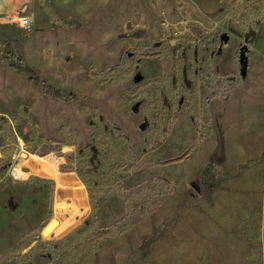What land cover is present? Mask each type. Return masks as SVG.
Listing matches in <instances>:
<instances>
[{
  "label": "rangeland",
  "instance_id": "obj_1",
  "mask_svg": "<svg viewBox=\"0 0 264 264\" xmlns=\"http://www.w3.org/2000/svg\"><path fill=\"white\" fill-rule=\"evenodd\" d=\"M0 264H264V0H0Z\"/></svg>",
  "mask_w": 264,
  "mask_h": 264
},
{
  "label": "bare ground",
  "instance_id": "obj_2",
  "mask_svg": "<svg viewBox=\"0 0 264 264\" xmlns=\"http://www.w3.org/2000/svg\"><path fill=\"white\" fill-rule=\"evenodd\" d=\"M44 162L50 163L51 165H53V167H57L54 158L50 155L42 157L39 161L36 160V163H44ZM55 178L57 181L58 188H62L63 186H65L67 184H75L76 183V181H75V179H73V177H67V176H58L57 177L55 175ZM53 223H54V221L47 226V230L45 232H48L54 226Z\"/></svg>",
  "mask_w": 264,
  "mask_h": 264
},
{
  "label": "built area",
  "instance_id": "obj_3",
  "mask_svg": "<svg viewBox=\"0 0 264 264\" xmlns=\"http://www.w3.org/2000/svg\"><path fill=\"white\" fill-rule=\"evenodd\" d=\"M30 22H31V16L28 14H25L22 17H19L18 19L19 25L22 26L23 28L28 27Z\"/></svg>",
  "mask_w": 264,
  "mask_h": 264
},
{
  "label": "water",
  "instance_id": "obj_4",
  "mask_svg": "<svg viewBox=\"0 0 264 264\" xmlns=\"http://www.w3.org/2000/svg\"><path fill=\"white\" fill-rule=\"evenodd\" d=\"M241 72H242L243 74L246 73V61H245V60H244V63H243V65H242ZM53 221H56V219H55V218H52V219L48 222V224H46V226L43 228V231H44V230L47 228V226H48L50 223H52Z\"/></svg>",
  "mask_w": 264,
  "mask_h": 264
}]
</instances>
